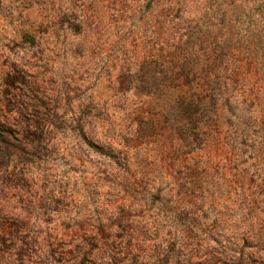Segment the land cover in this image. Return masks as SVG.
Wrapping results in <instances>:
<instances>
[{
	"label": "rangeland",
	"instance_id": "obj_1",
	"mask_svg": "<svg viewBox=\"0 0 264 264\" xmlns=\"http://www.w3.org/2000/svg\"><path fill=\"white\" fill-rule=\"evenodd\" d=\"M0 264H264V0H0Z\"/></svg>",
	"mask_w": 264,
	"mask_h": 264
}]
</instances>
